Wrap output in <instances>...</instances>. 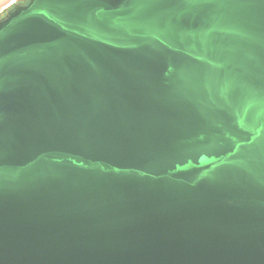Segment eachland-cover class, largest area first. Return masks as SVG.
Masks as SVG:
<instances>
[{
	"label": "water",
	"instance_id": "water-1",
	"mask_svg": "<svg viewBox=\"0 0 264 264\" xmlns=\"http://www.w3.org/2000/svg\"><path fill=\"white\" fill-rule=\"evenodd\" d=\"M0 264H264V0L15 3Z\"/></svg>",
	"mask_w": 264,
	"mask_h": 264
},
{
	"label": "crops",
	"instance_id": "crops-1",
	"mask_svg": "<svg viewBox=\"0 0 264 264\" xmlns=\"http://www.w3.org/2000/svg\"><path fill=\"white\" fill-rule=\"evenodd\" d=\"M23 0H0V17L3 16L15 3L22 2Z\"/></svg>",
	"mask_w": 264,
	"mask_h": 264
},
{
	"label": "trees",
	"instance_id": "trees-1",
	"mask_svg": "<svg viewBox=\"0 0 264 264\" xmlns=\"http://www.w3.org/2000/svg\"><path fill=\"white\" fill-rule=\"evenodd\" d=\"M13 8H14V6H12L10 9H13ZM10 9H9V10H10ZM6 13H7V12H6ZM6 13H5V14H6ZM5 14H4V15H5ZM4 15H3V16H4ZM3 16H1L0 18H2Z\"/></svg>",
	"mask_w": 264,
	"mask_h": 264
},
{
	"label": "rangeland",
	"instance_id": "rangeland-1",
	"mask_svg": "<svg viewBox=\"0 0 264 264\" xmlns=\"http://www.w3.org/2000/svg\"><path fill=\"white\" fill-rule=\"evenodd\" d=\"M23 1H26V0H23Z\"/></svg>",
	"mask_w": 264,
	"mask_h": 264
}]
</instances>
